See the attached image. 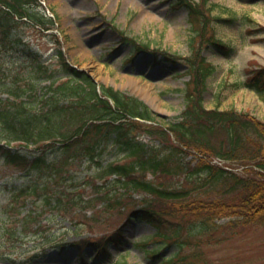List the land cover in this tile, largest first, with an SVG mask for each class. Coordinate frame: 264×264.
I'll return each mask as SVG.
<instances>
[{
	"label": "rangeland",
	"instance_id": "rangeland-1",
	"mask_svg": "<svg viewBox=\"0 0 264 264\" xmlns=\"http://www.w3.org/2000/svg\"><path fill=\"white\" fill-rule=\"evenodd\" d=\"M43 1L49 14H57L55 31L62 38L68 60L89 75L100 89L113 88L128 97L138 98L146 104L155 122L167 126L183 119L188 104L187 92L189 89L194 92V86L189 82L188 60L181 57L195 55V49H202V54L214 66L202 94L203 105L208 109L249 113V118L255 117L264 123V92L245 85L254 70L264 67V0H207V3L194 0L208 14L205 24L200 18L193 24L190 9L179 6L176 0ZM21 28L25 29V35L32 43L40 45L50 57L54 55L57 47L53 40L37 36L38 32L33 30L36 28L31 26ZM116 29L150 45L159 54L133 56L132 45L123 43ZM195 29L206 31L194 33ZM215 38L230 46L231 50L210 42ZM164 52L176 55L178 61L164 59L161 54ZM5 57L7 54L0 60ZM53 64L57 66V60ZM6 96L7 93L0 88V97ZM34 107L41 111L43 104L40 102ZM226 132L208 136L206 141L211 151H208L207 160L219 161L211 152L227 149L228 144L226 146L223 142ZM251 134L256 137L253 131ZM110 138L97 145L95 158L84 152L75 160L72 158L61 173L48 169L30 172L22 170L21 166L2 165L0 161V211L3 217L7 215L2 208L9 194L5 188L7 183L9 187H20L25 183L37 185L40 195L56 191V197L62 194L71 196L70 204L63 208L42 207L44 198L34 201L37 211H43L38 217L39 227L35 235L23 233L22 239L13 243L7 242L8 235L3 238L0 233V264H111L116 261L161 264V257L167 259L174 254L177 244L169 245V241L155 236L157 229L153 224L133 215L135 210L155 198L144 190L132 191L129 184L116 183L113 181L116 175L109 177L108 181L99 178V173L110 164L133 160L121 140H116L115 134ZM136 140L160 150L162 155H171V149L174 152L164 171L153 173L148 170L145 175L137 171L138 176L154 181L161 189L176 190L185 186L191 195L203 190L201 182L207 173L193 170L200 162V155L194 150L180 152L171 146L179 145L174 138L164 143L143 132H137ZM14 145L22 154L30 157L38 154L32 150L33 146L25 148L17 142ZM239 149L242 154L248 149H254L250 150L254 153L255 145L249 142ZM65 155L60 148L50 150L46 153L47 164L58 163ZM206 157L203 158L206 160ZM232 165L243 169L239 163ZM109 192L114 194L110 196L113 199L120 193L125 197L119 204L107 206L108 200L104 197ZM76 196L84 202L73 204L72 198ZM33 206L23 208L22 215ZM174 206L177 208V204ZM174 206L168 205L171 209ZM165 215L167 222L163 232L169 236L173 234L169 227L172 223L183 225L177 238L188 240L182 244L179 257H184L189 264H264V224L231 226L230 219L223 218L217 221L221 229L205 231L208 229L200 230L194 226V232H191L189 228L195 222L192 215L186 218L183 214ZM3 221L0 217V226ZM52 234L66 242L86 241V244H82L83 250L75 244L66 249L54 244L40 245L47 235ZM101 241L107 244L106 256L97 254ZM92 242L97 243L93 245ZM154 249L161 250L162 256H154Z\"/></svg>",
	"mask_w": 264,
	"mask_h": 264
},
{
	"label": "trees",
	"instance_id": "trees-1",
	"mask_svg": "<svg viewBox=\"0 0 264 264\" xmlns=\"http://www.w3.org/2000/svg\"><path fill=\"white\" fill-rule=\"evenodd\" d=\"M176 1L179 6L190 9L191 21L198 22L200 18L202 24L208 22V14L193 0ZM45 9L41 0H0V58L7 54V57L0 60V88L2 92L7 93L5 98L0 97L2 165L21 166L22 170L30 172L48 169L61 173V169L72 158L75 160L84 152L95 158L97 145L100 142H108L111 134H115L116 140H121L127 155L133 157V160L110 164L98 176L106 178L115 174L116 183L120 182L124 186L129 184L131 190H144L155 198L135 210L133 215L153 224L157 229L155 236L169 241V245L177 244L178 249L167 259L161 257V250L152 251L154 256L161 257V264H186L185 261L190 263L184 257H179L182 244L188 240L177 238L183 225L172 223L169 226L172 228V236L164 233L163 227L167 222L165 213L183 214L184 218L192 215L195 222L189 228L191 232H194V226L200 230L208 229L205 231H210L211 228L221 229L222 226L217 221L223 218H229L231 226L264 224V123L255 117L249 118V113L219 108L208 109L203 105L202 94L214 66L202 54V49H195V55L181 57L188 60L189 82L193 84L194 92L190 89L187 92L188 104L183 112V119L164 126L155 123V118L146 104L138 98L128 97L113 88L100 89L89 75L74 67L66 57L60 37L52 32L57 17L48 15ZM21 26L36 28L33 30L38 32L37 36L53 40L57 47L54 55L50 57L40 45L32 43ZM116 30L123 43L132 45L133 56L141 53H151L153 56L159 54V51H154L150 45L126 35L124 30ZM201 30L206 31L195 29V32L202 33ZM210 42L231 50L230 46L219 39L215 38ZM161 54L166 60L178 61L176 55H168L166 52ZM55 60L57 66L53 64ZM245 85L258 92H264V67L254 70ZM40 102L43 104L41 111L34 107ZM222 131H227L223 142L226 146L228 144V147L225 151L214 150L215 152L211 153L225 160V165L207 160L206 157L210 155L208 151H211L207 146L208 136L217 135ZM252 131L256 137H253ZM137 132L158 137L164 143L173 141L174 137L179 144V147L171 145L175 149L184 153L194 150L200 155V162L193 170L197 173H207L201 182L203 190L191 195L184 189L185 186L176 190L161 189L154 181L138 176L137 171H142L143 175L147 174L148 170L153 173L164 171L174 152L171 149V155H162L160 150L136 140ZM248 141L254 143L255 152H251L254 149H248L242 154L239 148L244 147ZM13 142H22L27 147L35 145L37 150H41V155L28 158L17 147L12 146ZM58 144L66 155L61 157L58 163L49 165L45 153L56 149ZM203 157H206V160ZM232 163H239L243 169H238ZM10 187L7 183L5 188L9 190V194L2 206L7 215L3 217L0 211V217L4 220L0 233L3 238L8 235L7 242L15 243L22 239L23 233H37L38 217L43 211H37L33 206L35 200L44 198L42 207L63 208L64 205L70 204L69 194L56 197L54 191L40 195L37 185L34 184L25 183L20 187ZM123 194L115 195L113 199L110 196L114 194L109 192L108 196L104 197L108 200L107 206L119 204L125 197ZM72 202L77 205L78 202L84 201L80 196H76L72 198ZM30 204L33 207L22 215L23 208ZM169 204H177V208L174 206L171 209ZM92 243L96 245L97 242ZM41 244H54L66 249L75 243L58 239L52 234L47 235ZM82 244L85 245L86 241H77L75 246L83 250ZM98 244L100 247L97 248V254L106 256V242ZM111 264L127 262L116 261Z\"/></svg>",
	"mask_w": 264,
	"mask_h": 264
}]
</instances>
